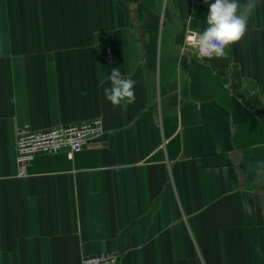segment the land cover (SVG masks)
<instances>
[{"label": "crops", "instance_id": "obj_1", "mask_svg": "<svg viewBox=\"0 0 264 264\" xmlns=\"http://www.w3.org/2000/svg\"><path fill=\"white\" fill-rule=\"evenodd\" d=\"M208 6L0 0V264H264V0L227 59L187 43ZM114 67L134 104L104 97ZM94 119L105 139L20 174L23 126Z\"/></svg>", "mask_w": 264, "mask_h": 264}, {"label": "clouds", "instance_id": "obj_2", "mask_svg": "<svg viewBox=\"0 0 264 264\" xmlns=\"http://www.w3.org/2000/svg\"><path fill=\"white\" fill-rule=\"evenodd\" d=\"M204 3L209 5L206 26L202 32H191L187 36V42L201 59H227L226 49L242 41L247 33L248 20L254 13L256 0H247L246 3H239L238 0H214L210 4L209 0H204ZM191 20L192 17L189 16V21ZM108 79L110 86L103 89V95L114 108L135 103L134 79L122 75L119 67L112 68ZM256 164L258 169H264V161H257ZM256 182H259V177Z\"/></svg>", "mask_w": 264, "mask_h": 264}, {"label": "built area", "instance_id": "obj_3", "mask_svg": "<svg viewBox=\"0 0 264 264\" xmlns=\"http://www.w3.org/2000/svg\"><path fill=\"white\" fill-rule=\"evenodd\" d=\"M191 32L196 31L190 30L187 36ZM103 131L101 119L48 129H34L30 124H26L17 134L16 160L20 174L27 175L28 165L40 154L64 151L72 157L81 152L91 141L99 138ZM80 264H122V258L118 253L102 252L84 256Z\"/></svg>", "mask_w": 264, "mask_h": 264}, {"label": "water", "instance_id": "obj_4", "mask_svg": "<svg viewBox=\"0 0 264 264\" xmlns=\"http://www.w3.org/2000/svg\"><path fill=\"white\" fill-rule=\"evenodd\" d=\"M105 137H107V136L106 135H102V136L99 137V140H102L103 138L105 139Z\"/></svg>", "mask_w": 264, "mask_h": 264}]
</instances>
